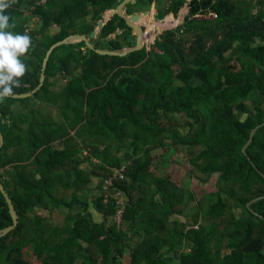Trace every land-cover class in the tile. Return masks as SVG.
<instances>
[{
	"label": "trees",
	"instance_id": "16d2710c",
	"mask_svg": "<svg viewBox=\"0 0 264 264\" xmlns=\"http://www.w3.org/2000/svg\"><path fill=\"white\" fill-rule=\"evenodd\" d=\"M154 1L140 0L137 6L148 9ZM35 2L16 0L6 11L14 25L10 30L32 38L22 57L29 71L14 94L38 86L52 45L73 34L90 35L103 14L119 5L118 0ZM185 2L169 0L156 19L172 12L168 24L173 23ZM189 7L183 24L162 32L151 50L117 57L97 54L84 42L55 48L36 94L0 102L5 139L0 179L19 216L17 227L0 238V264H31L24 255L28 248L42 264H121L126 253L130 264H264V199L247 206L264 196V126L247 148L248 157L242 151L251 131L264 123V0H192ZM200 12L217 18L197 19ZM34 18L37 26L29 28ZM147 32L153 42L151 29ZM91 42L103 50L136 43L117 14ZM50 104L76 128L75 137L52 127L51 109L49 117L41 109ZM70 110L73 122L67 119ZM179 146L187 149L192 175L218 176L205 216L211 222L199 230L172 220L197 201L192 191L151 172L156 151ZM82 163L86 170L79 169ZM123 167L125 180L114 182L127 197L119 228L113 221L116 200L105 204L103 187ZM94 178L101 180V193L92 200L104 216L100 223L93 220L85 191ZM203 203L198 201V217ZM55 211L72 225L57 226ZM12 224L0 192V230ZM186 246L190 251H181Z\"/></svg>",
	"mask_w": 264,
	"mask_h": 264
},
{
	"label": "rangeland",
	"instance_id": "374dc122",
	"mask_svg": "<svg viewBox=\"0 0 264 264\" xmlns=\"http://www.w3.org/2000/svg\"><path fill=\"white\" fill-rule=\"evenodd\" d=\"M161 1H163V4L160 3V9H165L166 7L164 3L165 0H161ZM254 3H256V0H254ZM254 11H257V9H255ZM183 12H184L183 14H178L176 18L174 19V22L169 25L168 24L161 25L160 23H158L157 24L158 26L156 27L155 30H153L154 28L152 27L151 24L150 26H148V30L151 29L152 35H153L152 36L153 42L146 43V48L148 50H151V47L154 45L156 39L162 32L167 31V30H173L177 28L178 26H180L181 24H183L185 18L189 14V8L184 7ZM170 15L167 17H170ZM163 20H161L160 22L162 23L166 22L167 18L164 21ZM32 23L33 24L35 23V27H36L38 23V19L31 20V22L29 23L30 24L29 26H31ZM184 37L187 38L188 40L192 39L191 35H185ZM231 67L234 69H238V65L235 62L231 64ZM54 107H57V106L50 104L48 107H46L45 114L47 115V111L49 108H54ZM71 116H72L71 122H73L75 117L73 115ZM180 118H181V121H185V118L183 115H181ZM156 154L157 155H155V157L157 158L151 167V172L156 176H160V175L169 176L173 180V182H175L179 186L192 191V193L195 195L196 200H197L190 205V209H188V211H186L185 214L181 216H174L172 217V220H178L179 222L181 221L189 222L190 225L193 226V229H196V230H199L198 228H200L202 225H207V223L211 222V218L206 219L205 216L210 206V199L212 201V198H210V195L217 191L216 183H217L218 176L213 175L212 177H205L204 175L197 173V172L192 175L191 174L192 167L188 161L189 155L185 147L179 146L173 151L172 150L169 151V149L167 150L163 149V150H159V153L158 151H156ZM84 168L85 166L81 167V169H84ZM100 181L101 180H98L97 178L92 179V182L85 190L89 195V200L91 201L90 211L93 214V220L97 223H100L103 220L104 216L101 215L100 212L94 207L95 205L92 200L95 198L96 195H100L101 193L98 190V186L101 183ZM85 191L79 192V195L81 198L86 196ZM65 194L66 196L70 197L71 191H68ZM201 199L204 200L203 210L200 213L201 215L198 217L195 214V210L198 207V201H200ZM36 214H40L45 217L49 216V213L46 210H37ZM229 214L230 212H227V215ZM52 219H53V222L59 227L65 226L66 224H68L69 226L72 225L71 223H68L67 220L64 218V215H62L58 211L54 212V214L52 215ZM181 251L189 252L190 250L186 246L182 248ZM24 255H25V258L31 264H42V262L38 260V258L33 254L32 248L26 249L24 251ZM130 261H131L130 254L126 253L119 263L130 264Z\"/></svg>",
	"mask_w": 264,
	"mask_h": 264
},
{
	"label": "water",
	"instance_id": "95a60500",
	"mask_svg": "<svg viewBox=\"0 0 264 264\" xmlns=\"http://www.w3.org/2000/svg\"><path fill=\"white\" fill-rule=\"evenodd\" d=\"M138 1H140V0H118L119 5L115 9V14H117L119 17L123 18L126 21V24L132 29L133 37L136 41L134 46H128V47L122 48L120 50H103V49L97 48L91 41L96 38L101 27L105 24L106 19L103 18L102 20H100L98 22L97 28L90 35L87 36L85 34H73V35L68 36L64 40L59 41V42L55 43L54 45H52L51 48L46 53V56L43 60L41 76H40L38 86L30 92H26V93H22V94H14L11 98L24 99V98L32 97L34 94H36L44 86L45 76H46L45 73H46L48 62H49V58H50L53 50L59 46L84 42L89 50H93L97 54L104 55V56L105 55L117 56V57H126L133 52L140 51V50L144 49L146 47V43L143 42L144 41V35H145L144 32L147 30H144V28L141 26V24L143 23V19L148 17L150 14L148 11H144L142 13H136V14L131 15L129 12L125 11V8L127 5H129V4L135 5ZM191 1L192 0H190V2ZM107 15H111V13L106 14V17H109ZM263 126H264V123L261 125H258L256 128H254L251 131L249 141L247 142V144L244 146V148L242 150L243 153L247 157H248L247 148L252 143V140H253L257 130ZM4 141H5V139H4L3 133L0 130V150L4 145ZM0 192L2 193V195L6 199V202H7L8 207H9L10 215H11L12 220H13V224L11 226H8L7 228L0 230V238H2V237H5L6 235H8L12 230H14L17 227V225L19 223V216H18V213L15 209L13 201H12L11 197L9 196L8 192L6 191L5 186L3 185L1 179H0ZM261 199H264V196L250 201L247 204V206L250 207L252 204H254L255 202H257ZM254 214L258 215L257 213H254Z\"/></svg>",
	"mask_w": 264,
	"mask_h": 264
},
{
	"label": "clouds",
	"instance_id": "9594fccd",
	"mask_svg": "<svg viewBox=\"0 0 264 264\" xmlns=\"http://www.w3.org/2000/svg\"><path fill=\"white\" fill-rule=\"evenodd\" d=\"M16 0H0V102L14 95L21 79L29 71L22 60L32 48V38L27 33H14L6 11Z\"/></svg>",
	"mask_w": 264,
	"mask_h": 264
},
{
	"label": "crops",
	"instance_id": "0c3cea01",
	"mask_svg": "<svg viewBox=\"0 0 264 264\" xmlns=\"http://www.w3.org/2000/svg\"><path fill=\"white\" fill-rule=\"evenodd\" d=\"M160 3H162L163 4V1H161V0H155L152 4H151V6H150V8H145V9H142L141 10V7H139V6H137V4H138V2L135 4V5H127L126 6V8H125V11H127V12H129L131 15H133V14H136V13H142V12H144V11H148L149 12V16L148 17H146V18H144L143 19V23L141 24V26L144 28V30H148V26H150V24L152 25V27L153 28H155V26L157 25V24H155L156 23V15H157V13H158V9H159V7H160ZM165 6H167V4L169 3V0H165ZM189 6H190V0H186V2H185V4H184V6L182 7V9L184 8V7H187V8H189ZM143 8V7H142ZM185 12V11H184ZM108 13H111V15H107V16H109V17H106V14H108ZM172 13V12H171ZM171 13H169L167 16H169ZM114 14H115V10H107L104 14H103V18H105L106 19V22L108 21V20H110L113 16H114ZM167 18V20H166V23L165 24H161V25H166V24H168V19H169V17H166ZM165 18V19H166ZM176 18V15L173 17V19H175ZM35 19H37V18H34L33 20H35ZM164 21V20H163ZM105 22V23H106ZM161 23V22H160ZM169 25V24H168ZM34 28L35 27V23L33 24L32 23V25L31 26H29V28ZM152 28V29H153ZM153 30H155V29H153ZM112 37H114V35H112ZM52 91H58L59 90V88H52L51 89ZM19 108H21V105H19L18 106V109ZM42 109V111H43V113H45L44 111H46V107H42L41 108ZM45 109V110H44ZM51 109V121H53L54 122V125H52V127H54V128H59V129H61L62 131H63V133H68L69 135H71L72 137H75V133H76V128L75 129H72L71 128V126L70 125H68V124H66V120H65V118L64 117H62V115H61V113H60V111L57 109V107H54V108H50ZM68 116H67V119L69 120V122H71V119H72V116L71 115H73L72 114V112H71V110L70 111H68ZM25 115H28V118L26 117V119L29 121V122H31L32 121V118H31V116H30V114H28L27 112H25ZM46 115V114H45ZM46 116H48L49 117V115L47 114ZM74 116V115H73ZM55 122H58V124H55ZM61 122H63V123H65V125H60V123ZM56 134H54V136H55ZM55 143H56V145L59 143V139L57 140V141H55ZM82 154H84V155H86V151L85 150H83L82 151ZM81 157H80V155H78L77 157H76V159L77 160H79ZM82 166H85V168L84 169H82V170H86L87 169V167H88V164L87 163H82V164H80V166H79V169H81V167Z\"/></svg>",
	"mask_w": 264,
	"mask_h": 264
},
{
	"label": "built area",
	"instance_id": "2783aa9c",
	"mask_svg": "<svg viewBox=\"0 0 264 264\" xmlns=\"http://www.w3.org/2000/svg\"><path fill=\"white\" fill-rule=\"evenodd\" d=\"M50 0H36V5L45 6ZM190 10V7H189ZM197 19H216L217 15L213 12L209 13H199L195 15ZM125 167L120 170H114V174L107 178L104 182L103 195L105 197V204L108 202L109 198L112 197L116 200L117 210L113 216V221L117 227H121L123 223V218L126 210L127 197L125 193L114 185L115 181L125 180Z\"/></svg>",
	"mask_w": 264,
	"mask_h": 264
},
{
	"label": "bare ground",
	"instance_id": "6f19581e",
	"mask_svg": "<svg viewBox=\"0 0 264 264\" xmlns=\"http://www.w3.org/2000/svg\"><path fill=\"white\" fill-rule=\"evenodd\" d=\"M145 35H144V43H148V37H149V34L147 33V31L144 32Z\"/></svg>",
	"mask_w": 264,
	"mask_h": 264
},
{
	"label": "flooded vegetation",
	"instance_id": "af4514ba",
	"mask_svg": "<svg viewBox=\"0 0 264 264\" xmlns=\"http://www.w3.org/2000/svg\"><path fill=\"white\" fill-rule=\"evenodd\" d=\"M158 23H160V21H158V20L156 19V23H155V24H158ZM165 23H166V22H164V23L161 22L160 24H165ZM157 26H158V25H156L154 29H156Z\"/></svg>",
	"mask_w": 264,
	"mask_h": 264
}]
</instances>
